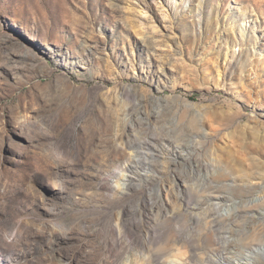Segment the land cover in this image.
I'll return each mask as SVG.
<instances>
[{
	"label": "rangeland",
	"instance_id": "obj_1",
	"mask_svg": "<svg viewBox=\"0 0 264 264\" xmlns=\"http://www.w3.org/2000/svg\"><path fill=\"white\" fill-rule=\"evenodd\" d=\"M239 63L264 0H0V264H264V171L215 181L201 126Z\"/></svg>",
	"mask_w": 264,
	"mask_h": 264
},
{
	"label": "bare ground",
	"instance_id": "obj_2",
	"mask_svg": "<svg viewBox=\"0 0 264 264\" xmlns=\"http://www.w3.org/2000/svg\"><path fill=\"white\" fill-rule=\"evenodd\" d=\"M211 33L212 32L209 31L207 32L208 35ZM209 67V64L203 63L200 68L202 70L203 68L208 69ZM201 70L200 73L201 76H203L202 78L206 79ZM232 70L233 72L240 71L241 74H244L245 76L238 79V76L235 75V73L233 75V72L230 71V74L227 73V79L229 78L231 81H237L238 79V84L235 86V89L243 90L247 102L253 104V109H256L257 111L262 110L264 107V80L259 83V87L252 88L251 85H253V83L250 82V74L247 72L246 64H235L232 67ZM257 72L258 70L254 73ZM186 76L188 77V72H186ZM228 90H232V87ZM250 104L235 108L230 103H225L221 106L215 105L208 107L204 112L205 117L202 120L201 126L209 129L213 134H211V139L209 140L208 145L209 148L207 150L208 153L206 154L209 155V153H211L212 156L215 157L219 164L218 167L221 170L220 175L212 176L217 182L229 183L231 182L232 176L235 175L237 176L238 181H243L246 178L249 179L254 177L256 171H264V164L262 163L264 160V140L259 135V133L264 131V122L259 123L260 121L257 120L258 117H256V115L247 116L245 110L250 108ZM227 108H230L231 110ZM243 117L248 120V124L244 126L240 124L236 125L235 123L237 120H241ZM259 127H262L261 132L259 131ZM231 128H233L231 133L224 134L229 140L228 145L226 147H220L218 145V132L221 130H230ZM191 130L196 131L195 124L191 125ZM103 132L105 133L106 131L104 130ZM123 137H125L124 133L120 135V138ZM137 154L139 156L138 152ZM226 185L230 188V192L235 193L240 200L238 203L237 201L232 203L230 205L232 207L241 204L243 198L246 199L248 194H254L257 191L256 188L249 186H233L229 184H225L224 186L226 187ZM219 199L222 202L227 201V197L224 196ZM261 200L264 201V196ZM259 223L264 224V218H262ZM243 261L238 264H250V259L247 256L243 258Z\"/></svg>",
	"mask_w": 264,
	"mask_h": 264
}]
</instances>
